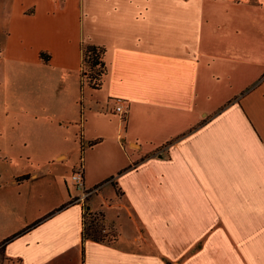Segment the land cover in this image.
<instances>
[{
  "label": "crops",
  "instance_id": "crops-1",
  "mask_svg": "<svg viewBox=\"0 0 264 264\" xmlns=\"http://www.w3.org/2000/svg\"><path fill=\"white\" fill-rule=\"evenodd\" d=\"M0 22L5 258L264 264V0H0ZM78 166L111 243L80 239Z\"/></svg>",
  "mask_w": 264,
  "mask_h": 264
},
{
  "label": "trees",
  "instance_id": "trees-1",
  "mask_svg": "<svg viewBox=\"0 0 264 264\" xmlns=\"http://www.w3.org/2000/svg\"><path fill=\"white\" fill-rule=\"evenodd\" d=\"M103 53V48L98 46L86 44L81 47L80 77L85 87L91 91L99 89L101 80L105 74V66L102 61ZM39 58L43 63H46L48 55L40 53ZM101 229L102 226L99 215L84 209L81 218V241L90 240L93 242L111 243L115 240L113 232L104 234L101 232ZM0 256L7 264H20L19 260H11L3 256L2 244H0Z\"/></svg>",
  "mask_w": 264,
  "mask_h": 264
},
{
  "label": "built area",
  "instance_id": "built-area-1",
  "mask_svg": "<svg viewBox=\"0 0 264 264\" xmlns=\"http://www.w3.org/2000/svg\"><path fill=\"white\" fill-rule=\"evenodd\" d=\"M122 101L119 98L114 99L115 107L114 112L123 115L124 109L122 105ZM70 182L71 185L76 193V195L70 199V203H81L86 200L90 195L94 194L96 192L95 188L86 189L83 185V178H82V168L80 166L75 167L71 174H70Z\"/></svg>",
  "mask_w": 264,
  "mask_h": 264
},
{
  "label": "rangeland",
  "instance_id": "rangeland-1",
  "mask_svg": "<svg viewBox=\"0 0 264 264\" xmlns=\"http://www.w3.org/2000/svg\"><path fill=\"white\" fill-rule=\"evenodd\" d=\"M0 31H1V22H0ZM2 39V34L0 33V41ZM98 92V91H97ZM96 92V93H97ZM96 93H93L92 95H95ZM1 106V104H0ZM73 146H68V147H64L65 150L71 149ZM77 147V146H76ZM73 147V148H76ZM73 160L76 161V153H72L70 161H67V163H65V165L63 167L61 166H54L55 168H58L56 170V173L60 176L62 175V177H68L69 176V172H70V167H71V163L73 164ZM53 167V168H54ZM49 169L52 167H48ZM52 168V169H53ZM93 195V194H92ZM90 195L88 198H86V200L83 202V207H82V211L84 210V206H86V204H88V199L92 196ZM102 229L101 232L104 234H107V232H111V231H107L106 228L103 227V225L101 224ZM0 264H7V262H5L2 257L0 256Z\"/></svg>",
  "mask_w": 264,
  "mask_h": 264
},
{
  "label": "water",
  "instance_id": "water-1",
  "mask_svg": "<svg viewBox=\"0 0 264 264\" xmlns=\"http://www.w3.org/2000/svg\"><path fill=\"white\" fill-rule=\"evenodd\" d=\"M86 209H88V208L86 207Z\"/></svg>",
  "mask_w": 264,
  "mask_h": 264
}]
</instances>
